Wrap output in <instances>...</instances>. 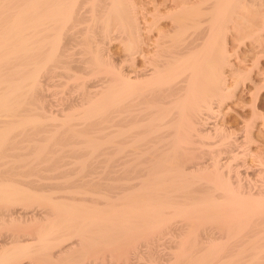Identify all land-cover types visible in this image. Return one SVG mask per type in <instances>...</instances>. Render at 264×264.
I'll list each match as a JSON object with an SVG mask.
<instances>
[{
  "label": "bare ground",
  "instance_id": "bare-ground-1",
  "mask_svg": "<svg viewBox=\"0 0 264 264\" xmlns=\"http://www.w3.org/2000/svg\"><path fill=\"white\" fill-rule=\"evenodd\" d=\"M203 1L211 19L182 0L146 52L122 0H0V264H264V184L236 163L262 115L237 126L243 149L212 120L233 66L219 38L249 8L239 30L261 43L264 0ZM112 32L144 67L112 60Z\"/></svg>",
  "mask_w": 264,
  "mask_h": 264
},
{
  "label": "rangeland",
  "instance_id": "rangeland-1",
  "mask_svg": "<svg viewBox=\"0 0 264 264\" xmlns=\"http://www.w3.org/2000/svg\"><path fill=\"white\" fill-rule=\"evenodd\" d=\"M128 2L127 3V5H128V7L126 6V4L124 3V2ZM162 1V2H161ZM169 1V2H168ZM173 0H122V6H123V8L124 9H128V11L130 12V13H132V14H129L128 12H127V10L125 11L126 12V14L128 13V15H130V18H132V19H129L131 22H133V23H131V24H133L134 25V20H135V22L138 24V26H139V30H140V28H142L141 30H140V33H141V35L144 37V38H146L145 40H147V41H150L151 39L152 40H155L156 38L155 37H157V34L159 35V30H157V29H160V30H164L165 31V34L167 35V34H169V36H165V37H167V38H165V39H168V40H170L171 38H172V36L171 35H173L172 34V30L174 29V16L173 15H170L171 13H173V12H175L174 10L175 9H177V8H179V5L181 4L180 2H182V0L179 2V1H177V0H174L175 1V3H174V1L172 2ZM191 1H194V2H191L190 3V0H189V4L192 6V5H194L195 3H196V0H191ZM200 1H202V3L204 4V1L203 0H200ZM200 1L199 0H197V2L198 3H196V4H202V3H200ZM164 2H166V4L164 5ZM131 3L134 5H131ZM135 3V4H134ZM163 3V4H162ZM179 3V4H178ZM125 5V7H124V5ZM178 4V5H177ZM132 7H131V6ZM169 5V6H168ZM160 6V7H159ZM162 6V7H161ZM165 6V7H164ZM196 6V5H195ZM204 6H206V4H204V5H201V6H199L204 12L206 11L207 12V10L205 9L204 10ZM263 7H264V4L262 5ZM127 7V8H126ZM158 8L159 9V11H157L158 9H156V11H155V8ZM175 7V8H174ZM177 7V8H176ZM263 7H260V12H259V15H262V14H260V13H262V11H263V13H264V8ZM132 8H135V9H132ZM154 8V9H153ZM160 8L162 9L161 11H160ZM261 8H262V10H261ZM211 10H213L212 8H211ZM239 11H237L238 13H236V11H235V13L236 14H238V16L236 15V14H233V20L234 21H229L228 20V23L229 24H227V25H230L229 27H228V29H225V33L223 32L222 33V35H221V37L222 38H219V41H218V47L220 48V49H218V50H222V47H223V49H227L226 51H227V53H228V59L230 60V63H232V67L230 66V65H228L227 67H226V75H227V81H228V84H227V86L228 85H230L228 88H227V92H228V94L229 95H227L225 98H223L224 100H223V102L221 103V105L222 106H220L219 108L221 109H219L218 108V110H219V112L217 113L216 112V110H217V107H216V110H215V114H214V118H212V120H214L215 119V121L216 122H221V123H223L224 125L227 123L228 125H227V127H228V129L231 127V130H230V132H232V133H230V134H233L229 139L231 140V141H234V139H235V137H238V138H236V139H238V140H235V141H238L239 142V140H240V138L242 137V135H241V133L243 132H241V131H239V127H237V126H239L240 125V130H242V125L240 124V123H242L243 122V117H244V119H246V118H252L251 117V111H252V107L254 108V106L256 107H259V108H257L259 111L258 112H260V114L262 115L261 117H260V119H259V123H257V125H255L253 128L254 129H252L253 130V132H254V138L256 139V138H258V139H256L257 140V142H256V140H254V138L252 139V140H254L253 141V143H251L250 144V146L252 147H250V149H251V151H255V152H250V153H247L246 155H244V157H242V156H240V157H238L239 159H237L238 161H236V163H238V165H240L241 167H243L244 169H246L245 171H249L248 173H249V175H247V172H245L240 166H239V168H240V170H242V177L244 176V175H246L248 178H249V176H251V178H252V181L255 183V189L257 190V189H259L260 187H262L263 185L262 184H264L263 182L264 181H262V180H264V179H262L261 180V178H264V176L263 177H261L260 178V176H262L263 174H262V171L260 172V170L262 169V168H264V161H263V159H264V83H263V87L262 86H260L259 87V89H261V91H255V94L253 93V95H252V93L250 92V91H252V90H250V88L251 87H249L248 88V85L249 86H252V82H253V79H254V81H257L258 80V83H259V80L260 81H263L264 82V38H263V40H261V43H258L259 41H257L258 39L255 37V36H250V32L249 33H245V32H242V31H240L239 30V28H241L242 29V25H243V27L244 26H246L247 25V23H248V21L249 20H251L250 22H252V21H255L256 19H258L256 16H255V14L252 12V11H250L249 10V8L248 9H246L245 11L244 10H242V8L240 9H238ZM250 12H249V11ZM177 11V10H176ZM244 11V12H243ZM155 12V13H154ZM160 12H162V13H160ZM204 12L202 13L203 15H205L206 14V12H205V14H204ZM242 12H243V14H242ZM248 12L249 13H253L254 14V16L256 17V19L255 20H253V14L251 13V14H248ZM150 15H149V14ZM156 13H159V15L157 14V16L158 17H160L161 18V16H162V19H160V18H158L157 16H156ZM210 13H211V11H210ZM209 12L205 15V16H203L202 15V18L204 17L206 20H208L209 18L211 19L212 18V15L210 14ZM145 14V15H144ZM152 14V15H151ZM208 14H209V16H208ZM127 15V16H128ZM133 15H134V17H133ZM236 15V16H235ZM250 15V16H249ZM251 15H252V17H251ZM153 16H156V17H153ZM164 16H165V18H164ZM207 16H208V19H207ZM234 16H235V18H234ZM241 16H242V18H241ZM245 16V17H244ZM247 16V17H246ZM254 17V18H255ZM128 18H129V16H128ZM134 18V19H133ZM151 18V19H150ZM172 18V19H171ZM203 18V19H204ZM239 18V19H238ZM247 18V19H246ZM250 18V19H249ZM260 18V20H258V23H256V24H261V23H264L263 22V19H261V17H259ZM154 19V21L152 22V20ZM159 19V20H158ZM231 19V20H232ZM237 19V20H236ZM244 19H246V21H243ZM249 19V20H248ZM145 20V21H144ZM156 20L159 22H157L158 24H157V26L154 24V23H156ZM166 20V21H165ZM248 20V21H247ZM118 21V20H117ZM236 21V22H235ZM241 21H243V24H242V22ZM257 21V20H256ZM255 21V22H256ZM260 21V22H259ZM152 22V23H151ZM241 22V24L242 25H240V27H239V23ZM234 23H237V24H234ZM151 24H152V27H151ZM132 25V26H133ZM150 25V26H149ZM153 25H154V27H153ZM232 25H233V27H232ZM262 25V24H261ZM116 26H114V28H115ZM162 27V28H161ZM167 27V28H166ZM173 27V28H172ZM232 28V30H231V28ZM263 27H264V24H263ZM152 28V29H151ZM156 30H155V29ZM248 28V27H247ZM246 28V29H247ZM167 31H166V30ZM171 29V30H170ZM236 29V30H235ZM146 30V32H144ZM233 30H235V31H233ZM237 30L239 31V32H237ZM163 31V32H164ZM114 32V31H113ZM112 32V35H111V37L113 38H109V42L107 41V43H106V49H108V52H109V54H110V56L112 57V60H114L115 59V63L117 62L118 63V61H121L120 63H122L123 64V61L126 59V58H129V60H127V62L125 63V61H124V65H121L122 67H124L125 66V68L126 69H130L129 68V66L131 67V69L134 67V69H136L137 67H138V63H139V67L142 65V63L144 64V62H142L143 61V58L141 59V56H139L138 54H137V58L136 57H134L133 55H132V53H130V52H128L129 54H130V56H129V54H128V56H127V53H126V55L124 56V54H125V51L127 52V50H125V49H127V47H126V42L123 40L124 38H120V37H118V39H117V36H118V34H117V32H115V34H117V36L116 35H114V33ZM144 32V33H143ZM148 32V33H147ZM154 32V33H153ZM159 32V33H158ZM162 32V31H161ZM162 32V33H163ZM233 32V33H232ZM151 33V34H150ZM243 33H244V35H243ZM262 34H263V36H264V28L262 29V32H261ZM224 34H227V35H225L224 37H223V35ZM240 34V35H239ZM249 35V36H246V35ZM262 34H261V36H262ZM153 35H154V37H153ZM236 35V36H235ZM237 36H239V37H237ZM243 37L242 39L240 38V37ZM262 36V37H263ZM114 37H116V39L114 38ZM151 37V38H150ZM176 37V36H175ZM247 37V38H246ZM262 37H261V39H262ZM239 38V39H238ZM249 38V39H248ZM257 39V40H254V41H252V39ZM111 39V40H110ZM114 39H115V41H114ZM150 39V40H149ZM238 39V40H237ZM152 40L150 41V43L152 42ZM123 41L125 42V43H123ZM145 42L146 44H144V50L147 52V51H152L153 49H154V44L153 43H149V42ZM256 41V42H255ZM263 41V42H262ZM154 42V41H153ZM251 42V43H250ZM224 43V44H223ZM254 43V44H253ZM263 43V44H262ZM147 44H150V46H148ZM250 44V45H249ZM252 44V45H251ZM259 44H261V45H259ZM147 45V46H146ZM151 45H152V47H151ZM257 45V46H256ZM260 46V47H259ZM150 49H149V48ZM253 47V48H252ZM255 47V48H254ZM262 48V49H261ZM149 49V50H148ZM152 49V50H151ZM254 49V50H253ZM260 49V50H259ZM250 50V51H249ZM263 50V51H262ZM254 51H255V53H254ZM111 52V53H110ZM244 52V53H243ZM246 52V53H245ZM263 54H262V53ZM124 53V54H123ZM258 53V54H257ZM231 54V55H230ZM242 54H244V55H242ZM253 57H252V56ZM255 55H256V57H255ZM259 55V56H258ZM261 55V56H260ZM77 56H78V54H77ZM114 56V57H113ZM246 56V57H245ZM251 56V57H250ZM125 57V58H124ZM130 57H132V58H130ZM139 57V58H138ZM239 57V58H238ZM124 60H123V59ZM238 58V59H237ZM247 58H249V59H247ZM252 58H253V60H252ZM254 58H255V60H254ZM118 59V61H116ZM138 61H137V60ZM237 59V60H236ZM257 59V60H256ZM239 60V61H238ZM241 60V61H240ZM129 61V62H128ZM136 61H137V63H136ZM233 61V62H232ZM238 61V62H237ZM257 61V62H256ZM132 62V63H131ZM241 62H242V64H241ZM254 62V63H253ZM257 64H256V63ZM120 63H118V65L120 64ZM129 63H130V65H129ZM253 63V64H252ZM244 64V65H243ZM132 65H134V66H132ZM137 65V66H136ZM128 66V67H127ZM254 66V67H253ZM138 67V68H139ZM142 67H144L143 65H142ZM251 67H252V69H251ZM141 68V67H140ZM232 68V69H231ZM233 70V71H236V72H238L237 73V75H240V77L239 78H235V77H233V74L231 73V74H229L230 73V71L229 70ZM237 69V70H236ZM251 69V70H250ZM239 70V71H238ZM253 70V71H252ZM227 71H228V74H227ZM243 72H245V74L243 73ZM250 72H252V74L249 73ZM248 73V74H247ZM242 74H243V77H242ZM247 75L248 76H250V77H247ZM251 75H253L252 77H251ZM229 76V77H228ZM232 77H233V79H232ZM57 78L58 79H60V77L58 76V77H56V79L54 78V80H57ZM96 79L97 78H99V77H95ZM95 78H89L88 79V81L91 83V81L92 82H94L93 80L95 79ZM235 78V79H234ZM243 78V79H242ZM249 79V81H250V79H251V83H249V81H248V79ZM92 79V80H91ZM95 79V82H94V84L98 81V79L96 80ZM230 79V80H229ZM232 79V80H231ZM234 81V82H233ZM241 83V84H240ZM89 84V83H88ZM91 84H93V83H91ZM251 84V85H250ZM90 85V84H89ZM90 86H92V85H90ZM232 87V88H231ZM53 88V87H52ZM49 89V90H55V88H53V89ZM61 89V88H60ZM48 90V91H49ZM67 90H71V89H69V87L67 88ZM231 92V94H230V92ZM234 93V94H233ZM77 94V93H76ZM232 95V97H230ZM254 96L255 97V95H257L256 97H255V99H254V97H252V96ZM228 96H229V98H228ZM234 96V97H233ZM253 99H252V98ZM228 100H227V99ZM257 99V100H256ZM254 100V102H252ZM255 100L257 101V102H255ZM253 104H252V103ZM250 103H251V106H250ZM257 103V104H256ZM256 104V105H255ZM236 105V106H235ZM254 105V106H253ZM232 110V111H230V110ZM217 110V111H218ZM226 110H228V111H226ZM222 111V112H221ZM225 111V112H224ZM221 112V113H220ZM220 113V114H219ZM225 113V114H224ZM219 115V116H218ZM249 115H250V117H249ZM219 118V119H218ZM219 121H218V120ZM226 120V121H224V120ZM230 119V120H229ZM247 119V120H248ZM224 121V122H223ZM242 121V122H241ZM260 125H261V127H260ZM226 126V125H225ZM234 127V129L236 130V128H237V130L236 131H238V132H236L235 130V132H236V134H234L233 133V127ZM257 127V128H256ZM259 129V130H258ZM256 132V133H255ZM260 132V135H259V137H258V135H257V133H259ZM237 133H238V136H234V135H237ZM243 134V133H242ZM256 135V136H255ZM242 139V138H241ZM242 141V142H241ZM240 144L239 145H241L242 146V149H243V147H244V145H242L243 143H244V139H242V140H240V142H239ZM242 143V144H241ZM108 145V144H107ZM110 145H108V147H109ZM241 146H239L238 147V150H241ZM240 148V149H239ZM261 150V151H260ZM241 151H243V150H241ZM260 151V152H259ZM259 152V153H258ZM262 152H263V154H262ZM197 153L198 152H194V153H191L190 155H192V154H195V156H197ZM251 153H256V155L254 154H251ZM258 153V154H257ZM260 154H262L261 156H262V158H261V156H259ZM102 155V157H106V155L107 154H101ZM223 155H224V153H223ZM227 155V154H226ZM242 155V154H241ZM98 156V155H97ZM259 156V157H258ZM99 157V156H98ZM108 157V156H107ZM247 157V158H246ZM256 157H258L257 159H259V160H261L260 161V163H259V160H257V159H255ZM246 159V160H245ZM253 159V160H252ZM236 160V159H235ZM241 160H244V161H241ZM256 160V161H255ZM242 162V164L243 163H245L244 165H242L241 164V162ZM248 161V162H247ZM263 161V162H262ZM240 162V163H239ZM247 162V163H246ZM250 163H252L251 164V166H250ZM261 166H260V165ZM253 165V166H252ZM263 165V166H262ZM250 166V167H249ZM258 166V167H257ZM248 167V168H247ZM257 167V168H256ZM259 167H261V168H259ZM254 168H255V170H254ZM248 169V170H247ZM250 169V170H249ZM255 171H256V173H255ZM245 174H244V173ZM252 172V173H251ZM259 172V173H258ZM254 176H252L251 174ZM253 173H255V174H253ZM257 174H259V175H257ZM246 176H244L243 177V179L245 180H247L248 181V185H250V184H252L253 182L252 181H250V182H252V183H250L249 184V179H247V177ZM260 178V179H259ZM245 180V181H246ZM251 180V179H250ZM258 180H259V182H258ZM244 181V182H245ZM257 181V182H256ZM260 183H262V184H260ZM247 184V183H246ZM253 185V184H252ZM251 185V187H253ZM257 185V186H256ZM261 185V186H260ZM257 187V188H256ZM254 189V190H255ZM179 222V221H178ZM174 237L173 235H171V233H164V234H162V235H160L158 238L157 237H154V238H156V239H154V240H151V241H154L152 244L154 245L155 244V250L156 251H159V252H161V253H169L170 252V250H172L170 247H169V245L171 246V244H173V238L172 237ZM172 238V239H171ZM168 239V240H167ZM170 239V240H169ZM168 241H170V242H172V243H169ZM169 243V244H168ZM168 245V246H167ZM170 249H169V248ZM169 251V252H168ZM130 262H131V264H137V259L136 258H131L130 259Z\"/></svg>",
  "mask_w": 264,
  "mask_h": 264
}]
</instances>
